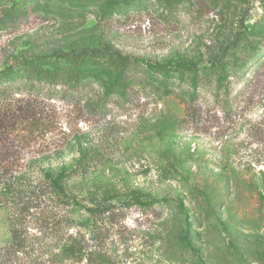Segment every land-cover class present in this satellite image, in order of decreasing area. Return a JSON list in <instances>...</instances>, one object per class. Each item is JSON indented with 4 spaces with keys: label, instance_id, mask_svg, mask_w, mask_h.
Returning <instances> with one entry per match:
<instances>
[{
    "label": "rangeland",
    "instance_id": "374dc122",
    "mask_svg": "<svg viewBox=\"0 0 264 264\" xmlns=\"http://www.w3.org/2000/svg\"><path fill=\"white\" fill-rule=\"evenodd\" d=\"M5 2L26 8L27 22L0 34V69L82 49L208 65L231 57L264 16V0ZM259 64L227 80L234 82L230 115L210 94L190 104L180 92L140 83V76L124 94L104 97L103 76L94 84L105 98L103 115L51 101V129L33 142L19 138L20 157L50 155L43 163L59 168L74 164L77 141L96 152L89 170L68 184L77 202L70 232L98 246L112 264H264V61ZM243 81H250L249 90L239 98ZM134 199L158 204H118ZM96 205L94 218L87 210ZM104 207L112 208L104 213ZM93 221L96 241L89 240ZM9 237L0 209V248Z\"/></svg>",
    "mask_w": 264,
    "mask_h": 264
},
{
    "label": "trees",
    "instance_id": "16d2710c",
    "mask_svg": "<svg viewBox=\"0 0 264 264\" xmlns=\"http://www.w3.org/2000/svg\"><path fill=\"white\" fill-rule=\"evenodd\" d=\"M5 1L0 0V34L27 22L26 8L17 10L16 4ZM240 41L231 57H216L208 65L161 64L109 49H82L23 58L0 69V209L7 213L10 236L0 248V263L112 264L98 254V246L88 245L78 231L70 232L77 202L68 184L89 170L96 152L77 141L74 164L59 168L43 163L50 161V155L28 161L20 157L19 138L33 142L51 129L46 114L51 101L81 108L98 118L106 112L104 97L108 93L124 94L134 82L130 80L140 76V83L164 92H180L190 104L200 95L210 94L220 102L221 111L230 115L234 82L227 80L240 75L248 64L253 68L264 61V16L256 30ZM103 76L107 79L101 82L107 90L104 97H98L94 84ZM111 77L113 81H109ZM249 83L243 81L235 96H243ZM118 204L147 208L158 202L134 199ZM111 208L104 207L102 212ZM87 211L98 217V205ZM91 226L89 240L96 241L98 224L93 221Z\"/></svg>",
    "mask_w": 264,
    "mask_h": 264
}]
</instances>
